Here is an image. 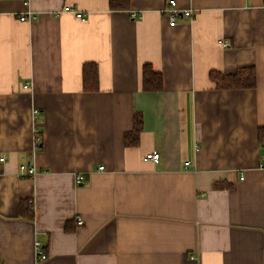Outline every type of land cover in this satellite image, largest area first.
<instances>
[{
  "label": "crops",
  "instance_id": "crops-1",
  "mask_svg": "<svg viewBox=\"0 0 264 264\" xmlns=\"http://www.w3.org/2000/svg\"><path fill=\"white\" fill-rule=\"evenodd\" d=\"M130 1L0 0V264H264V0H175V26L170 0ZM244 67L256 88L211 79Z\"/></svg>",
  "mask_w": 264,
  "mask_h": 264
},
{
  "label": "trees",
  "instance_id": "trees-1",
  "mask_svg": "<svg viewBox=\"0 0 264 264\" xmlns=\"http://www.w3.org/2000/svg\"><path fill=\"white\" fill-rule=\"evenodd\" d=\"M130 2V0H110V7L113 11L127 10L130 7ZM211 79L220 90H245L254 89L257 86V73L254 67H244L233 74L212 72ZM163 85L162 74L154 71L151 65H145L143 67L144 92H161ZM83 87L85 92L99 91V69L95 63H86L83 66ZM142 131L143 116L141 113H136L134 116V129L125 135V145L127 147L138 146ZM258 139L260 143H264V127L258 130ZM20 211L23 215L32 217V209L28 203L22 201ZM72 230L70 223L67 224L66 231L70 232Z\"/></svg>",
  "mask_w": 264,
  "mask_h": 264
},
{
  "label": "built area",
  "instance_id": "built-area-1",
  "mask_svg": "<svg viewBox=\"0 0 264 264\" xmlns=\"http://www.w3.org/2000/svg\"><path fill=\"white\" fill-rule=\"evenodd\" d=\"M27 4V2L25 3ZM72 10L69 7L64 8V12H71ZM168 13H169V17H170V26H175L177 24L178 19L180 18V16H191L192 13L190 11H185L182 12L181 10L178 9V5L177 2L175 0H170L169 1V8H168ZM76 18L80 19V20H85V16L84 14L80 13V12H75ZM139 15L136 13L132 14V17L135 19L137 18ZM33 18L32 14L29 15H23L20 17V20L22 21H30ZM30 87L29 84H25L23 86L24 89H28ZM38 110L34 111V115H38ZM38 131L36 130V137H35V145L36 147H38L41 142H42V138L41 136L37 135ZM160 154L158 152H152L150 154H147L146 156V160H150L154 163H158L160 161ZM2 161H4V158L1 159ZM190 163H186V166H188ZM101 170H103V167H100ZM37 173V169L34 166L31 165H27V164H23L20 166V172H19V177L20 178H32L36 175ZM243 180V177L241 178ZM84 180V176L83 175H77L75 178V182L76 184H80L82 183ZM76 222L78 226H82L84 224L82 218L77 217L76 218ZM36 251H37V257H38V262L41 261H45L48 259V254L45 251V248L43 246L42 243H40L39 241L36 242Z\"/></svg>",
  "mask_w": 264,
  "mask_h": 264
}]
</instances>
